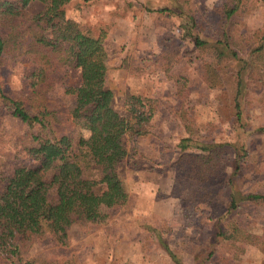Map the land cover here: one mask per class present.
Masks as SVG:
<instances>
[{"label": "rangeland", "instance_id": "374dc122", "mask_svg": "<svg viewBox=\"0 0 264 264\" xmlns=\"http://www.w3.org/2000/svg\"><path fill=\"white\" fill-rule=\"evenodd\" d=\"M175 2L72 0L65 6L71 20L95 34L106 32L107 83L115 94L114 107L124 112L126 93L156 99L159 107L150 133L125 135L128 156L120 172L128 202L109 209L104 225L71 226L68 245L55 244L49 237L34 241L27 253L38 258L36 264H66L71 256L75 264H264V201L244 200L236 210L237 221L260 237L257 244H242L243 251L235 256L226 241L214 235L215 223L229 204L236 152L241 154V169L233 174V184L241 194H264V132L256 130L264 126V62H259L262 82L241 87L239 122L233 109L238 65L212 48L194 47L187 29L191 16L203 26L204 35L217 34L220 10L230 8L232 1L188 0L181 5L182 16L155 10L173 8ZM36 6L29 9L35 11ZM228 22L224 29L231 27V33L260 36L264 0H241ZM5 52L0 65L3 91L26 107L37 108L44 97L58 120L57 132L87 135L88 130L76 127L69 116L75 95L68 91L78 85L79 70L58 66L54 78L33 93L30 84L39 79L42 65ZM206 62L220 74L215 86L202 67ZM188 121L193 138L216 144L210 161L202 159L195 146L179 148L188 136ZM24 128L0 102V172L14 165V142ZM222 219L224 224L226 218ZM5 263L0 257V264Z\"/></svg>", "mask_w": 264, "mask_h": 264}, {"label": "trees", "instance_id": "16d2710c", "mask_svg": "<svg viewBox=\"0 0 264 264\" xmlns=\"http://www.w3.org/2000/svg\"><path fill=\"white\" fill-rule=\"evenodd\" d=\"M71 1L0 0V65L7 57L5 51L10 57L26 56L32 63L42 65L39 79L30 84L33 93L54 78L58 66L78 69L80 81L68 91L75 95L69 116L76 127L88 130L87 135L76 137L57 132L58 120L54 111L47 109L44 95H40L43 98L37 108L33 104L26 107L21 99L5 93L0 84V102L5 112L25 127L14 142V165L0 172V257L5 264H36L38 258L27 253L34 241L49 237L55 244L68 245L71 226L104 225L109 209L128 202V188L120 172L121 161L128 156L125 135L150 133L159 107L158 100L131 93H126L124 112L114 107L115 94L107 83L106 32L95 34L71 20L65 9ZM231 1L230 8L220 10L217 34L204 35L203 26L191 16H187L191 21L187 29L194 47L212 48L238 65L233 109L236 120L241 122V87L251 81L262 82L263 63L259 62H264V33L246 36L231 33V27L224 29L241 0ZM187 2L176 0L173 8L155 10L182 16L181 5ZM33 4H37L35 11L29 9ZM202 67L215 86L219 72L209 62ZM180 115L184 120L183 113ZM190 123H186L188 136L180 140L179 148L184 151L195 146L202 151L201 158L210 161L209 152L216 144L193 138ZM256 130L264 132V126ZM240 156L236 152L233 174L241 169ZM232 177L229 204L215 223L214 235L225 240L229 252L237 256L244 249L242 244H257L260 237L237 221L236 210L244 200L264 201V194H241ZM222 217L226 218L224 224ZM74 261L71 256L65 263L75 264Z\"/></svg>", "mask_w": 264, "mask_h": 264}]
</instances>
